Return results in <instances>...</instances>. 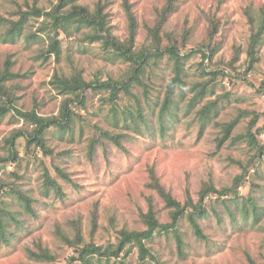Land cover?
<instances>
[{
    "label": "rangeland",
    "instance_id": "rangeland-1",
    "mask_svg": "<svg viewBox=\"0 0 264 264\" xmlns=\"http://www.w3.org/2000/svg\"><path fill=\"white\" fill-rule=\"evenodd\" d=\"M167 1L128 0L136 20L133 50L175 45L190 53L182 60L183 87L174 83L165 108L176 75L171 53L152 56L128 92L114 96L92 87L83 96L63 93L56 75L95 85L123 82L134 64L101 39L91 41V27L71 35L54 30L46 12L60 0H0V68L11 62L15 77L7 83L16 107L44 117H61L68 109L72 116L68 127L45 131V147L32 138L35 126L15 109L0 116V157L7 159L0 166V213L9 241L0 229V264H82L81 248L88 243L112 251L121 231L146 229L150 208L161 224L170 223L172 208L156 182L181 203L189 196L197 203L208 185L231 193L206 196L207 214L198 218L204 238L186 216L176 226L181 245L174 229L158 230L147 242L146 264H264V41L255 62L248 55V10L258 23L264 0H179L163 18ZM73 4L90 11L100 5L112 34L128 44L125 0ZM22 16V32L12 37L10 28ZM56 33L59 57L49 52ZM212 48L213 57L203 60ZM206 69L224 72L214 77ZM211 104L209 117H202L201 109ZM47 173L61 192L48 184ZM251 201L257 214L245 217L244 204L247 214L254 211ZM91 260L139 264L140 252L127 244L118 255Z\"/></svg>",
    "mask_w": 264,
    "mask_h": 264
},
{
    "label": "trees",
    "instance_id": "trees-1",
    "mask_svg": "<svg viewBox=\"0 0 264 264\" xmlns=\"http://www.w3.org/2000/svg\"><path fill=\"white\" fill-rule=\"evenodd\" d=\"M179 0H168L167 4L162 12L163 18H166L167 14L172 11ZM75 0H60V3L57 4L53 9H51L49 12H46L47 16H50L51 25L54 30H63L67 35H71L73 32V29L76 31H79L82 27H91V31L87 32V37L91 40H102L104 46L108 48H113L114 51L118 56H122L123 58L133 62V70L131 74L128 76L126 81L123 82H115L112 80L105 81V82H96L90 83L84 79H82L79 76H72L70 78L61 77L59 75H56L55 77V83L57 84L59 90L63 93H71L76 94L78 96H83L84 91H86L89 88L92 87H100L105 88L111 91V93L114 96H117L118 93L121 90L129 91L130 86L133 84L132 82L140 80V74L144 70V66L150 61V58L152 56H160L165 51L171 53L175 59V70L176 75L172 79L170 89L166 96V101L164 104L165 108H168V104L170 100L172 99L173 94V85L174 83H178L181 88L184 84V81L182 79V60L183 57L188 56L190 53L185 52L181 53L180 49L175 46H168L165 49H161L158 45L154 49L150 50H143L142 52H136V50H133V45L135 41V30H136V20L134 17L133 12L130 9V6L128 4V0H125V6L127 10V14L130 19V27H131V35L128 39V44L125 45L118 41V39L112 34L111 30L107 26V16L103 12V8L98 5L97 8L94 11H90L86 6L84 5H76L73 4ZM68 8H65L67 5H70ZM248 16L252 22L253 31L250 38V44L248 49V55L250 57L251 63L255 62L257 60V50L259 46L264 41V13L260 16L259 22L255 23L254 18L252 17V13L250 10H248ZM36 15L40 16L43 11L41 9L35 10ZM168 12V13H167ZM162 18V19H163ZM25 19V16H22L17 22H14L12 24V27L10 28V35L13 37L15 34L22 32V24ZM214 33V32H213ZM50 46H49V52H54L57 54V56H60L61 48H60V39L58 33H56L54 36L50 37ZM217 48H212L208 52H203V60H209L213 57L215 51ZM207 73L212 74L214 77L218 73L224 72V69H216L214 71H210L206 69ZM209 71V72H208ZM13 77H15V74L11 70V62L8 61L4 67V69L0 68V97H1V103L0 104V116L5 115L7 112L11 111L12 109H15L18 114L24 118L26 121L30 122L35 126L34 132L32 134L33 140L37 142V144L41 145L42 147H45V142L43 140V135L45 131L50 128L51 126H58L61 128H66V126L69 124V121L71 120L72 116L70 115V112L68 109H64L62 112L61 117H44L40 115L35 109L31 111H22L18 109L15 105V97L13 90H11L8 86V81H10ZM213 77V78H214ZM202 95V94H199ZM201 97V96H199ZM198 96L196 95V100ZM212 109L211 106H205L201 109L200 114H202V117H209L210 110ZM233 123H229L232 129ZM68 127V126H67ZM229 129V133L231 131ZM263 130V127H260L257 129V132H261ZM104 135L115 141L117 144H120V140L115 135H109L108 132H105ZM250 137L255 140V134L252 132L250 133ZM14 137H12L11 142L12 145H14ZM13 154V152L11 153ZM7 159L0 157V166L3 164ZM48 184H51L55 189H57L58 192H61V189L59 188V184L53 180L51 177L48 176ZM155 187L158 188L160 194L164 198L166 204L172 208L171 216L172 221L168 224H161L158 219L155 216V212L152 208H150L149 212L146 215V224L147 228L141 231L133 230H123L121 231L120 235V242L118 245V248L116 250H103L101 246L95 245L93 243H88L83 248H81V257L82 264H94L91 260V256L99 255V256H106L110 253L118 255L120 251H122L127 244H134L139 248L140 252V262L139 264H146V259L148 256H150V249L147 246V242L152 240L154 238L155 233L158 230H167L168 228L174 229V231L177 233L178 240L180 241L181 245V237L178 233V230L176 229V226L178 222L183 218L187 217L190 221L191 225L193 226L194 232L197 236L200 238H204L205 235L202 231V228L198 222V218L204 217L207 214V209L204 207V201L206 196L210 192L218 193L219 196L227 195L228 193H231V189H217L216 187L212 185H208L207 187H204L200 194V199L197 203H194L192 198L189 196L188 200L185 203H181L177 199H175L171 194H169L162 186L158 185L157 182L154 184ZM233 193V192H232ZM29 201V200H28ZM252 206L254 208L253 213L247 214L246 208L247 205L244 204L243 210H244V216L248 217L249 215H256L257 214V206L255 205V202L251 201ZM30 205V204H29ZM28 205V208H29ZM245 208V209H244ZM1 210V209H0ZM0 229H1V235L2 239L6 242L8 241V238H6L5 234V228L2 224V214L0 213ZM31 251V250H30ZM32 254L37 256L38 258L43 256L42 253H33Z\"/></svg>",
    "mask_w": 264,
    "mask_h": 264
}]
</instances>
